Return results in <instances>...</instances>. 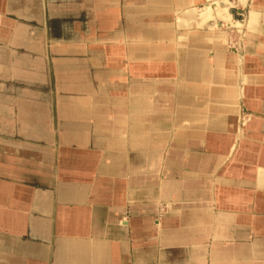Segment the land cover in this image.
<instances>
[{"label": "crops", "instance_id": "crops-1", "mask_svg": "<svg viewBox=\"0 0 264 264\" xmlns=\"http://www.w3.org/2000/svg\"><path fill=\"white\" fill-rule=\"evenodd\" d=\"M202 1L0 0V264H264V0Z\"/></svg>", "mask_w": 264, "mask_h": 264}, {"label": "rangeland", "instance_id": "rangeland-1", "mask_svg": "<svg viewBox=\"0 0 264 264\" xmlns=\"http://www.w3.org/2000/svg\"><path fill=\"white\" fill-rule=\"evenodd\" d=\"M205 2H206V0L202 1V4H203L202 6H205V7H203V8L200 7L201 9L200 8L198 9V7L197 8L191 7L190 9H187L186 14H188L190 16H194L198 22V20L200 19L201 13L205 12V10L203 11V9H206V6L209 5V4L206 5ZM238 2L241 6H248L249 7V13H248V16L246 19H245L244 13H243V15H236L235 11L229 10L228 4L225 3L224 6L214 5V7H211L212 10H214L216 8L217 9H216V11H214L212 16L208 18L209 20L208 19H207V21L206 20H200L199 23L195 24V26L193 25V28L197 29V30L198 29H204V30H208V31L211 30L210 32H212V33H218L220 35L219 40L223 43V45L227 48V50H230L229 49L230 47H235L237 50L242 51L244 49V46L246 43V37H247L246 34L248 33V31H247L248 25L250 23H253V21L255 22V19H253L251 15H256L258 18H259V15L256 13V11L254 9H252V6H254L253 0H238ZM239 9H241V8H239ZM218 10L225 11L224 12L225 14L221 12L223 14L222 15L221 13L218 12ZM245 11H246V8L244 9V12ZM226 14H227V17L224 16ZM189 20L190 21L188 23H190L192 21L191 19H189ZM236 21H238V22H236ZM217 23L220 25H223V27L220 29L218 26H216ZM187 27H188V25H187ZM210 32H208L207 34H209ZM193 33H191V34H193ZM238 33H240V35ZM236 42L238 43V45ZM177 44L183 45L182 41H177ZM237 50H232V51L236 52ZM229 53H231V51Z\"/></svg>", "mask_w": 264, "mask_h": 264}, {"label": "bare ground", "instance_id": "bare-ground-1", "mask_svg": "<svg viewBox=\"0 0 264 264\" xmlns=\"http://www.w3.org/2000/svg\"><path fill=\"white\" fill-rule=\"evenodd\" d=\"M14 3V2H13ZM43 3V2H42ZM33 4V3H32ZM37 4V3H36ZM35 4V5H36ZM203 5V4H202ZM32 6V5H31ZM33 7V6H32ZM205 7V6H204ZM36 8V7H35ZM37 9V8H36ZM217 9V8H216ZM216 9H214V10H212L211 9V6L210 5H207L206 6V9H203V11L205 10V12H203V13H201V15H200V19L198 20V22H197V20L195 19V17L194 16H190V15H180V20L179 21H177V27L178 28H181V27H183L184 25L185 26H187L188 25V28H189V30L191 29V30H193L194 31V28H193V25L195 26V24H197V23H199V21L200 20H206L207 21V19L209 18V17H211L212 16V14L214 13V11H216ZM192 10V9H191ZM186 12H187V10H186ZM185 12V13H186ZM218 12L219 13H224L225 11H223V10H218ZM217 12V13H218ZM184 13V12H183ZM221 13V14H222ZM225 14V13H224ZM223 15V14H222ZM225 17H227V14L226 15H224ZM222 17V16H221ZM191 19L192 21L190 22V23H188L187 24V20L188 19ZM177 19H179V18H177ZM209 20V19H208ZM202 23V22H201ZM227 23V22H226ZM184 24V25H183ZM212 26V25H211ZM209 27V26H208ZM186 28V27H185ZM188 28H186V29H188ZM206 28V27H205ZM182 30H184V29H182ZM211 31V30H210ZM210 31H208V30H204V33L205 34H207L208 32H210ZM213 31V30H212ZM191 34V33H190ZM205 34H201V33H199V32H194L193 34H191V35H205ZM207 36H209V37H211L212 38V40H215V39H219L220 38V35L218 34V33H212V32H210L209 34H207ZM226 42V41H225Z\"/></svg>", "mask_w": 264, "mask_h": 264}, {"label": "built area", "instance_id": "built-area-1", "mask_svg": "<svg viewBox=\"0 0 264 264\" xmlns=\"http://www.w3.org/2000/svg\"><path fill=\"white\" fill-rule=\"evenodd\" d=\"M225 3L228 4L229 10H234L235 11V14L236 15H243V13H244V7L239 4L238 0H206V2H205L206 5L209 4L211 7H214V5L224 6ZM201 7L203 8L204 6H201ZM239 8H241V9H239ZM236 22H238V21H236ZM216 26H218L220 29L223 27V25H220L218 23L216 24ZM238 34L240 35V33H238ZM237 45H238V43H237ZM229 49H231V50H237L235 47H230Z\"/></svg>", "mask_w": 264, "mask_h": 264}]
</instances>
